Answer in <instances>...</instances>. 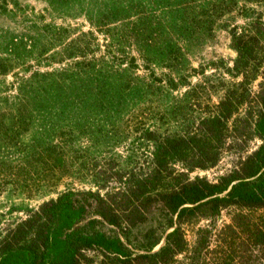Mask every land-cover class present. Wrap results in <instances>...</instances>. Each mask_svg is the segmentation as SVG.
I'll list each match as a JSON object with an SVG mask.
<instances>
[{
  "label": "rangeland",
  "instance_id": "obj_1",
  "mask_svg": "<svg viewBox=\"0 0 264 264\" xmlns=\"http://www.w3.org/2000/svg\"><path fill=\"white\" fill-rule=\"evenodd\" d=\"M217 1L0 0V58L15 64L0 73V240L51 198L134 186L154 171L164 137L203 132L242 79L234 29L242 33L256 19L264 25V0H227L224 14L193 17L197 5ZM242 109L243 117L251 110ZM255 114L245 136L227 139L215 166L173 167L209 181L233 173L263 144ZM57 143L60 152L44 162L41 146ZM239 212L257 217L264 208L229 206L186 224L187 248L172 264H205ZM87 253L90 264L103 259L99 248Z\"/></svg>",
  "mask_w": 264,
  "mask_h": 264
},
{
  "label": "trees",
  "instance_id": "obj_2",
  "mask_svg": "<svg viewBox=\"0 0 264 264\" xmlns=\"http://www.w3.org/2000/svg\"><path fill=\"white\" fill-rule=\"evenodd\" d=\"M231 9L232 1L218 0L209 9L197 5L192 14L208 22ZM234 30L235 70L242 79L203 122V132L164 137L154 171L132 187L106 196L90 191L62 194L43 202L0 240V264H90L87 251L94 248L103 252L98 264H172L187 248L186 224L215 217L229 206L264 208V25L256 19L246 31ZM134 31L151 40L145 30ZM76 56L85 55L69 53L68 58ZM14 65L0 58V73ZM245 106L251 110L243 117ZM254 114L263 144L233 173L209 181L190 179L173 167L178 161L200 168L215 166L227 139L245 136ZM41 147L38 154L49 156L44 162L52 158L50 152H60L58 143ZM47 165L50 170L54 167ZM217 237L205 264H254L264 259V213L257 217L237 213Z\"/></svg>",
  "mask_w": 264,
  "mask_h": 264
}]
</instances>
